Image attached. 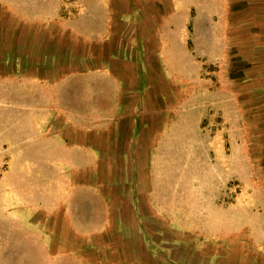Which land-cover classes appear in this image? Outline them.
Returning <instances> with one entry per match:
<instances>
[{
  "label": "rangeland",
  "instance_id": "1",
  "mask_svg": "<svg viewBox=\"0 0 264 264\" xmlns=\"http://www.w3.org/2000/svg\"><path fill=\"white\" fill-rule=\"evenodd\" d=\"M67 1L59 10L84 25ZM17 2L0 0V264H264V0L118 1V64L135 82L145 67L150 84L127 102L126 122L149 126L134 160L105 162L125 164L135 191L118 201L122 175L107 166L115 213L104 225L66 217L74 162L33 143L32 40L45 46L55 30L43 27L63 16L43 24L49 12Z\"/></svg>",
  "mask_w": 264,
  "mask_h": 264
},
{
  "label": "crops",
  "instance_id": "2",
  "mask_svg": "<svg viewBox=\"0 0 264 264\" xmlns=\"http://www.w3.org/2000/svg\"><path fill=\"white\" fill-rule=\"evenodd\" d=\"M51 1L17 2L18 12H49L45 19L40 20L43 24L55 22L53 18L63 16L60 25L43 27V31L49 29L51 35L55 30V35L45 46L38 47L36 40H32L34 68L27 74V80L33 81V143L56 144L58 148L50 160L74 162L71 190L66 191L71 196H67L68 200L61 207L57 204L48 206L49 224H56L55 217L61 208L65 210L66 217L71 210L72 218L82 221L84 225H104L105 218L109 219L115 213L105 182L107 166H112L113 180L122 175L123 181L117 185L121 187L118 201L125 202L130 192L135 191L132 174L129 176L125 171L120 174L121 166L118 163L110 166L105 162H127L130 161L129 157L134 160L133 146L141 143L138 132L149 124L140 121L137 114L132 115L127 123L131 113L127 114L126 106L131 96H147L149 79L145 67L136 72L138 80L135 82L137 77L134 73L131 77L130 66L124 68L118 64V59L127 57L124 49L114 44V18L118 15L116 12L120 11L118 1L123 0L65 2L68 9L79 7V17H84V25H73V15L62 14L59 10L60 0H53L52 4ZM30 22L34 25L37 23L36 20ZM37 53L39 60L36 59ZM22 55L25 57V53ZM37 64L40 65L39 70L35 68ZM44 130H48V136ZM35 159L40 160V155ZM126 167L122 164L121 168L125 170ZM68 170L65 168L66 174ZM77 170L85 171L86 179L84 174L81 177L75 175ZM25 208H20L22 214ZM122 208L120 206L119 209ZM36 210L38 208L33 206V213Z\"/></svg>",
  "mask_w": 264,
  "mask_h": 264
}]
</instances>
